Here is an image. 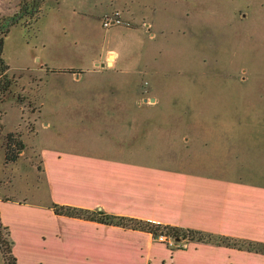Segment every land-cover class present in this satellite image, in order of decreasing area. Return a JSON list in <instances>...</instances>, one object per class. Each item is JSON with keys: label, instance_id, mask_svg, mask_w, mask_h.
Here are the masks:
<instances>
[{"label": "rangeland", "instance_id": "obj_1", "mask_svg": "<svg viewBox=\"0 0 264 264\" xmlns=\"http://www.w3.org/2000/svg\"><path fill=\"white\" fill-rule=\"evenodd\" d=\"M52 1L0 0L12 80L0 94V199L44 189L48 145L124 144L158 164L264 182V0ZM113 10L130 24L103 27ZM11 248L20 264H67L54 256L66 249L40 241Z\"/></svg>", "mask_w": 264, "mask_h": 264}, {"label": "crops", "instance_id": "obj_2", "mask_svg": "<svg viewBox=\"0 0 264 264\" xmlns=\"http://www.w3.org/2000/svg\"><path fill=\"white\" fill-rule=\"evenodd\" d=\"M62 1L50 3L59 9ZM39 154L44 189L32 192L28 202L0 199L13 248L40 241L48 251L66 249L54 256L67 264H264L263 253L197 241L172 249L149 232L57 215L51 208L57 203L102 209L264 242V182L158 164L124 144L48 145L40 146Z\"/></svg>", "mask_w": 264, "mask_h": 264}, {"label": "trees", "instance_id": "obj_3", "mask_svg": "<svg viewBox=\"0 0 264 264\" xmlns=\"http://www.w3.org/2000/svg\"><path fill=\"white\" fill-rule=\"evenodd\" d=\"M18 21H12L10 24L13 25ZM9 29L8 27L4 28V25L0 23V94H4L9 91L10 86L12 85V80L6 74L9 66L6 64L2 56V48L5 36L7 35ZM12 134H7L8 142L5 146V158L7 160H14L16 155H10L9 139H11ZM14 144L12 145L16 152L19 154L23 148L24 143L19 140L13 139ZM51 208L53 212L57 215H64L68 217L81 218L86 220H92L104 224L116 225L123 228H130L134 230H142L151 233L153 236L159 233H165L170 235L175 239L186 240V241H197L203 243H212L216 245H222L227 247H233L241 250H247L252 252H259L264 254V242L235 238L231 236L214 234L210 232H205L202 230L192 229V228H183L179 226L162 224L158 222H153L149 220H143L134 217L115 215L107 213L102 209H89L79 206L66 205V204H57L52 203ZM2 231L6 236H9V228L7 225H4L0 217V250L4 257L6 264H17V259L12 253V240L7 238H2Z\"/></svg>", "mask_w": 264, "mask_h": 264}, {"label": "built area", "instance_id": "obj_4", "mask_svg": "<svg viewBox=\"0 0 264 264\" xmlns=\"http://www.w3.org/2000/svg\"><path fill=\"white\" fill-rule=\"evenodd\" d=\"M101 23L103 27L110 28L112 26H118V25H129L130 23L128 21H125L122 19L119 11L113 10L109 12L103 13L101 17ZM154 239L157 242L163 243L167 247H170L172 249H184L187 247V241L186 240H179L177 241L174 237L170 235H166L165 233H159L154 236Z\"/></svg>", "mask_w": 264, "mask_h": 264}, {"label": "water", "instance_id": "obj_5", "mask_svg": "<svg viewBox=\"0 0 264 264\" xmlns=\"http://www.w3.org/2000/svg\"><path fill=\"white\" fill-rule=\"evenodd\" d=\"M100 65L102 66V65H104V63H100ZM150 100L152 101V100H154V98H150ZM177 241H179V239H176Z\"/></svg>", "mask_w": 264, "mask_h": 264}]
</instances>
